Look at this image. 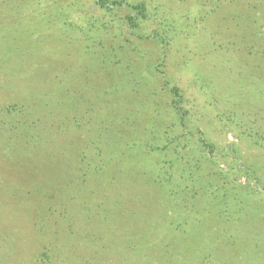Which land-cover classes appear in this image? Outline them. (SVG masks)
I'll use <instances>...</instances> for the list:
<instances>
[{
	"label": "rangeland",
	"instance_id": "rangeland-1",
	"mask_svg": "<svg viewBox=\"0 0 264 264\" xmlns=\"http://www.w3.org/2000/svg\"><path fill=\"white\" fill-rule=\"evenodd\" d=\"M112 1L0 0V264H264V0Z\"/></svg>",
	"mask_w": 264,
	"mask_h": 264
},
{
	"label": "trees",
	"instance_id": "trees-1",
	"mask_svg": "<svg viewBox=\"0 0 264 264\" xmlns=\"http://www.w3.org/2000/svg\"><path fill=\"white\" fill-rule=\"evenodd\" d=\"M112 4L116 6H120L119 8L121 9L122 8L130 9L129 14H127L125 17H126V21L128 22L130 28L132 29L137 28L139 26V23L142 20L147 19V16H148L147 15V5L145 4L144 1H140L136 4H131V3L128 4L127 2L125 3L124 0H119V1L115 0V1H112ZM108 9L112 10V8H108ZM169 90L173 96L172 107L175 113L179 116L181 124H183V122L185 121V115H186V110L182 106L183 95L177 86H172ZM8 110L9 112H15L16 108L15 106H10L8 107ZM200 141L206 144L205 139L203 137L200 138Z\"/></svg>",
	"mask_w": 264,
	"mask_h": 264
}]
</instances>
